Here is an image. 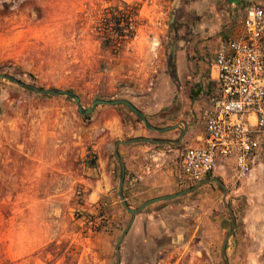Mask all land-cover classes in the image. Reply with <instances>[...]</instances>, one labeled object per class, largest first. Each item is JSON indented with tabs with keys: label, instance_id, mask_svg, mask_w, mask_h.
<instances>
[{
	"label": "rangeland",
	"instance_id": "obj_1",
	"mask_svg": "<svg viewBox=\"0 0 264 264\" xmlns=\"http://www.w3.org/2000/svg\"><path fill=\"white\" fill-rule=\"evenodd\" d=\"M141 5L0 0V74L39 88L68 90L82 108L94 100L123 99L147 115L152 126L180 124L198 84L189 75L182 19L167 7L163 14L147 15ZM123 9L130 16L129 33L106 40L107 18ZM175 41L173 68L167 60ZM176 57L189 78L177 76ZM115 116L125 133L166 140L180 134L179 126L161 133L146 129L123 104L97 105L81 115L67 97L36 94L0 79V264H223L221 244L230 219L215 182L162 203L171 206L154 210L157 205H148L134 215L115 195L120 217L103 208L91 214L102 216L105 228L88 237L81 232L75 194L85 193L83 180L95 161V146L103 137L111 147L130 138H108L103 125ZM179 144L164 145L180 151L186 140ZM209 177L224 185L235 220L225 245L227 264H264V163L254 159L247 177L236 180L232 161H217ZM145 214H158V235L144 226L143 240L131 237L130 219Z\"/></svg>",
	"mask_w": 264,
	"mask_h": 264
},
{
	"label": "crops",
	"instance_id": "obj_2",
	"mask_svg": "<svg viewBox=\"0 0 264 264\" xmlns=\"http://www.w3.org/2000/svg\"><path fill=\"white\" fill-rule=\"evenodd\" d=\"M117 1L125 4L140 2L142 4L141 10L147 15L153 13L163 14V10L166 7L167 10L165 11H169L171 15L179 14L182 19V28L185 30L183 41L186 48L184 53L185 56L188 55L190 57L191 69L189 75L193 76V81L198 83L196 94L193 97L189 94V99L192 101L191 109L185 114L183 112L185 108H183L182 115L185 114L184 119L178 120L180 123L185 124V132L181 139L186 140L184 148L179 151L164 144L146 142L118 146L117 151L124 166L122 194L127 205L133 206V203L140 205L142 202L152 198L177 193L187 186V184L181 183L179 162L183 150L186 147L199 145L203 136V116L205 111L209 109L207 96L214 83L213 60L215 51L222 42L228 38L235 37L240 32L245 6L250 2L264 3V0ZM168 8L170 9L168 10ZM175 65L178 67L176 70L178 77L189 78V75H186L183 72L184 70L181 69L180 58L176 59ZM173 97L169 98L170 102H175ZM176 100L178 101V99ZM199 118L202 120L199 122V133L191 139V134H193ZM167 125L169 124L154 123L157 128ZM119 126L120 120L117 116L104 123L103 127L108 129L107 135L109 139L146 137L139 131L125 133ZM179 129L178 131L181 133L182 126H179ZM181 140L179 143H181ZM109 145L110 143L106 142L105 137H103L95 146V161H93L91 166L87 167L89 177L83 180L85 192L83 209L88 213H96L106 208L111 211L113 216L118 218L121 214L115 195H117L119 164L111 156L113 154V146ZM167 201H171V199L158 201L150 205H157L153 209L159 210L174 204H162ZM157 216L158 214H152L151 216L145 214V216L131 218L129 229L131 237L143 240L146 233L145 230L143 231L144 226L150 228L149 231L152 232L153 237L158 235L159 226L155 223Z\"/></svg>",
	"mask_w": 264,
	"mask_h": 264
},
{
	"label": "built area",
	"instance_id": "obj_3",
	"mask_svg": "<svg viewBox=\"0 0 264 264\" xmlns=\"http://www.w3.org/2000/svg\"><path fill=\"white\" fill-rule=\"evenodd\" d=\"M118 14L130 22L126 9ZM129 27L118 39L126 38ZM213 64L214 83L207 96L202 139L199 145L186 147L179 162L182 184L206 178L217 161L231 160L236 180L247 177L254 159L264 163V3L245 6L240 32L217 47ZM75 195L84 236L104 229L107 222L102 216L84 211L83 191Z\"/></svg>",
	"mask_w": 264,
	"mask_h": 264
},
{
	"label": "water",
	"instance_id": "obj_4",
	"mask_svg": "<svg viewBox=\"0 0 264 264\" xmlns=\"http://www.w3.org/2000/svg\"><path fill=\"white\" fill-rule=\"evenodd\" d=\"M175 46H176V41L171 45L170 47V51L168 54V60H167V64L170 65L172 63V59L174 57V52H175ZM0 79H4V80H8L9 82L13 83L14 85L18 86L19 88L29 91V92H33L36 94H40V95H53V96H64L67 97L69 99L72 100V102L75 105L76 111L81 114V115H87L89 113L92 112V110L94 109L95 106L97 105H116V104H123L124 106H126L131 112H133L135 114V116L142 122L143 126L150 130V131H154L157 133H161L164 131H168L170 129H172L175 126H182V132L180 133V136L176 139V140H166V139H159V138H146V137H133V138H127V139H123V140H116L113 144V155L115 157V159L117 160L118 164H119V174H118V179H117V197L120 201L121 206L124 208V210L129 213L130 215H134L138 212H140L141 210H143L146 206L158 202V201H162V200H167V199H173L176 198L178 196L184 195L186 193L191 192L192 190H194L195 188H197L199 185L202 184H206L209 182H215L223 191V195L221 197V203L224 207V209L227 211V214L229 216L230 219V231L227 234V236L224 238L222 244H221V256H222V263L223 264H227V259L225 256V245L227 242V238L231 235L234 226H235V220L233 217V213L231 211V208L228 206L226 200H225V196L227 194V191L225 190L224 185L222 184V182L215 178V177H209L203 180L198 181L196 184H194L193 186H190L184 190H181L177 193L174 194H169V195H164V196H160V197H156V198H152L149 200H146L144 202H142L139 206H137L136 208H131L127 205V203L124 200L123 194H122V183H123V178H124V166L120 160L117 148L119 145H125V144H130V143H136V142H146V143H152V144H171V145H177L180 140L182 139L184 132H185V124L184 123H180L177 125H173V126H167V127H163V128H157L154 127L152 125H150L147 122V118L148 116L139 112L129 101L127 100H123V99H118V100H94L92 101L91 105L88 108H82L79 102V98L73 94L72 92L68 91V90H59V89H55V88H39L24 82H21L15 78H13L10 75L7 74H0Z\"/></svg>",
	"mask_w": 264,
	"mask_h": 264
},
{
	"label": "trees",
	"instance_id": "obj_5",
	"mask_svg": "<svg viewBox=\"0 0 264 264\" xmlns=\"http://www.w3.org/2000/svg\"><path fill=\"white\" fill-rule=\"evenodd\" d=\"M106 22L107 26L109 27V34H106V36H104L106 40L110 39L112 35H114V38H120L122 35V31L129 25L128 18H125L123 15L118 14V12H112L107 18ZM121 22H123V25L120 26Z\"/></svg>",
	"mask_w": 264,
	"mask_h": 264
},
{
	"label": "flooded vegetation",
	"instance_id": "obj_6",
	"mask_svg": "<svg viewBox=\"0 0 264 264\" xmlns=\"http://www.w3.org/2000/svg\"><path fill=\"white\" fill-rule=\"evenodd\" d=\"M176 59H177V57H176ZM176 59H175V61H176ZM170 66H172L173 68H174V57H173V59H172V63L170 64ZM148 119V118H147Z\"/></svg>",
	"mask_w": 264,
	"mask_h": 264
}]
</instances>
